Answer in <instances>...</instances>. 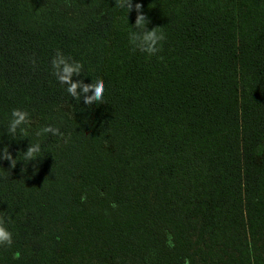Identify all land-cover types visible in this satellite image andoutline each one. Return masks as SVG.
<instances>
[{"label":"trees","instance_id":"1","mask_svg":"<svg viewBox=\"0 0 264 264\" xmlns=\"http://www.w3.org/2000/svg\"><path fill=\"white\" fill-rule=\"evenodd\" d=\"M132 3L0 0V150L42 156L0 160V264H264V0ZM137 3L167 37L151 57ZM57 50L104 103L66 92ZM15 108L29 137L7 133Z\"/></svg>","mask_w":264,"mask_h":264},{"label":"clouds","instance_id":"2","mask_svg":"<svg viewBox=\"0 0 264 264\" xmlns=\"http://www.w3.org/2000/svg\"><path fill=\"white\" fill-rule=\"evenodd\" d=\"M116 7L124 8L126 7L128 13L133 9L132 0H116ZM142 4H135V9L137 11V17L135 24L132 26L134 31L129 33V43L132 45V50H139L142 53H146L149 57L156 55L158 52L162 51V42L166 40V35L162 31H158L159 27L152 28L149 30L147 28L148 18L142 11ZM163 59V57H160ZM32 64L36 65V59L32 58ZM52 74L57 78V80L62 85H66V92L70 94L76 101L83 102L86 105H93L94 103H104V93H105V82L104 80L98 79L92 83H84L82 79L74 80V76H80L83 73V64L79 61L72 60L71 58L64 55L60 50L56 51V54L50 61ZM32 123L30 119V114L26 110L20 108H15L12 110L11 119L7 125V133L10 138L17 139V134L19 133L21 138L29 137L25 126H29ZM51 134L52 136H59L64 138L65 143L70 139V134L67 138L64 137V133L60 131L58 127L52 125H47L40 128L37 132V136H43ZM0 160H8L11 162V167L15 168L18 160H23L25 164L30 161L37 160L42 157L41 146L39 143H32L30 141L29 146L26 151H23L22 158L20 153L14 158L12 153L9 151V146L5 145L2 150H0ZM13 243V234L6 226V221L4 217H0V246L10 247ZM169 246L174 245L169 239ZM20 253L17 252L14 255L15 259H19ZM185 264H190V261L185 260Z\"/></svg>","mask_w":264,"mask_h":264},{"label":"rangeland","instance_id":"3","mask_svg":"<svg viewBox=\"0 0 264 264\" xmlns=\"http://www.w3.org/2000/svg\"><path fill=\"white\" fill-rule=\"evenodd\" d=\"M77 258L78 257H76L75 260H77ZM86 264H97V263H96V261H94L92 263L91 262H87ZM131 264H139V263L137 262V260H134L133 263H131Z\"/></svg>","mask_w":264,"mask_h":264}]
</instances>
